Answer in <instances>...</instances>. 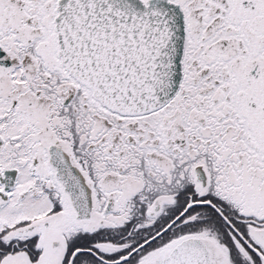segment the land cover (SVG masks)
<instances>
[{
    "label": "snow or ice",
    "instance_id": "1",
    "mask_svg": "<svg viewBox=\"0 0 264 264\" xmlns=\"http://www.w3.org/2000/svg\"><path fill=\"white\" fill-rule=\"evenodd\" d=\"M0 264H264V0H0Z\"/></svg>",
    "mask_w": 264,
    "mask_h": 264
}]
</instances>
